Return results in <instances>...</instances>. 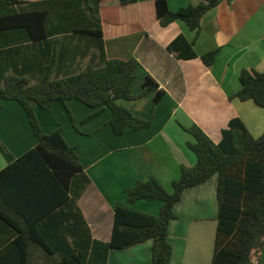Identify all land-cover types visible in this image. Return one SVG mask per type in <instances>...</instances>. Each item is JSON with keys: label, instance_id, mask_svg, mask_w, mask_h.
<instances>
[{"label": "crops", "instance_id": "0c3cea01", "mask_svg": "<svg viewBox=\"0 0 264 264\" xmlns=\"http://www.w3.org/2000/svg\"><path fill=\"white\" fill-rule=\"evenodd\" d=\"M36 3L29 8L48 10L42 23L46 34L41 40H29L23 29L0 31V85L3 75L26 73L30 84L38 79L42 67L51 62L52 76L63 77L79 72L89 63L98 66L104 59L133 57L139 64L131 92H141L145 73L164 91L156 104L153 93L116 104L140 119L151 117L149 128L122 135L113 134L106 124L110 112L104 109L83 122L94 110L76 100L54 102L47 109L35 108V116L44 134L61 129L69 146H74L82 171L70 177L67 201L77 197L80 212L90 238L102 243L110 240L115 203H125L124 189L136 181L155 177L166 191L179 177L180 167H192L196 158L187 148L192 137L179 125L196 124L213 143L221 140V131L231 119L241 120L253 138L264 131V109L253 101L230 98L240 84L241 69L264 68V0L220 1L201 20L194 41L193 59L178 58L184 46L167 50L178 36L187 42L194 32L181 21L161 27L155 15V0H137L122 5L120 0H101L99 16L101 37L81 2L76 0H19ZM176 10L198 0H166ZM23 10H29L22 6ZM219 48L214 63L207 68L200 56ZM0 142L15 159L34 148L33 135L25 112L16 101L0 100ZM13 161L0 150V172ZM27 164V163H24ZM36 174L23 167L9 169L1 182L12 207H41L45 194L35 193L25 176ZM216 176L187 188L173 206L176 216L168 225L172 247L169 264H211L217 226ZM9 203V204H8ZM15 204V205H14ZM11 205V206H10ZM70 208V209H69ZM132 208L156 216L159 202L136 201ZM72 208L63 207L35 223L37 238L19 251L13 228L0 220V264H59L61 255L70 262L78 247L79 217ZM73 233L75 239L73 241ZM151 242L125 250L109 249L104 264H149ZM73 264V263H71ZM253 264H264V243Z\"/></svg>", "mask_w": 264, "mask_h": 264}, {"label": "trees", "instance_id": "16d2710c", "mask_svg": "<svg viewBox=\"0 0 264 264\" xmlns=\"http://www.w3.org/2000/svg\"><path fill=\"white\" fill-rule=\"evenodd\" d=\"M76 1L81 2L95 27L92 34L101 37V0ZM136 1L120 0V3L126 5ZM220 1L229 3L231 0H198L176 10H170L166 0H155V15L161 27L181 21L194 32L191 42L178 36L167 46V50L170 52L177 49L180 44L184 46L185 53L178 54V58H196L193 45L201 30L202 17ZM34 4L0 0V31L20 28L26 32L29 40L44 39L46 34L42 31V23L48 10L29 8ZM22 6L29 10H23ZM219 50L216 48L204 53L200 56L201 62L210 68ZM138 68L139 64L133 57L110 58L104 59L98 66L89 63L79 72L63 77L52 76L50 62L42 67L33 84H30V76L26 73L3 75L0 100L16 101L22 107L37 144L15 159L0 142V150L13 161L0 172V181L12 168L23 167L30 172L34 171L36 174L24 177L25 183L35 193L45 194L43 197L47 202L40 208L28 207L23 210L18 206L7 212L5 201L9 196L5 194L0 182V220L15 231L18 237L16 247L21 252L31 239L38 236L35 223L68 205L72 208V217L77 213L79 226L84 228L78 231L76 238L79 244L76 249L74 243L73 253L77 259L73 258L70 262L62 254L59 264H104L109 249L125 250L146 241L151 242L149 264H169L172 247L168 242V225L176 218L173 206L180 200L185 189L216 176L217 226L211 264H253L264 243V131L260 137L253 138L238 118L231 119L227 127L222 129L221 140L217 144L196 124L188 127L179 125L193 139V142H186V146L195 155V164L189 168L180 167L179 177L171 182L170 191H166L153 176L145 181H136L131 188L124 189L126 202L115 203L113 207V225L107 243L90 238L75 205L77 197L67 201L69 179L82 171L76 149L65 142L61 129L44 134L36 119L35 108L44 110L59 101L70 115L66 103L76 100L94 110L83 122L108 109L110 117L106 124L117 136L127 130L138 132L147 129L151 125V117L137 118L116 104L117 100H133L149 92L153 93V102L157 104L164 96V91L147 73L142 78L141 92L132 94L131 87ZM238 81L240 88L230 98L242 102L251 100L264 109V73L241 69ZM140 200L159 202L158 214L153 216L133 209L132 205Z\"/></svg>", "mask_w": 264, "mask_h": 264}, {"label": "rangeland", "instance_id": "374dc122", "mask_svg": "<svg viewBox=\"0 0 264 264\" xmlns=\"http://www.w3.org/2000/svg\"><path fill=\"white\" fill-rule=\"evenodd\" d=\"M258 72L264 73V68L260 69V71H258Z\"/></svg>", "mask_w": 264, "mask_h": 264}]
</instances>
